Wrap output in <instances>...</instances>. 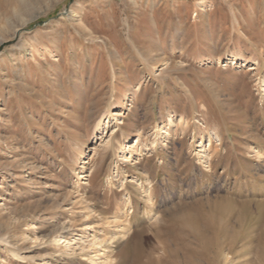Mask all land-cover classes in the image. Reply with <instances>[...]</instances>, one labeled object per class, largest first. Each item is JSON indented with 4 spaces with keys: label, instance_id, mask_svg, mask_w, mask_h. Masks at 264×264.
<instances>
[{
    "label": "rangeland",
    "instance_id": "1",
    "mask_svg": "<svg viewBox=\"0 0 264 264\" xmlns=\"http://www.w3.org/2000/svg\"><path fill=\"white\" fill-rule=\"evenodd\" d=\"M130 263L264 264V0H0V264Z\"/></svg>",
    "mask_w": 264,
    "mask_h": 264
},
{
    "label": "bare ground",
    "instance_id": "2",
    "mask_svg": "<svg viewBox=\"0 0 264 264\" xmlns=\"http://www.w3.org/2000/svg\"><path fill=\"white\" fill-rule=\"evenodd\" d=\"M169 121H170V123H172V120H169ZM102 138H103V137H100V140H101V141H104V139H102ZM102 143H103V142H102ZM203 152L206 153L205 151H203ZM148 185H149V184H148ZM145 192H146V194H147V199L150 201V200H151V195L149 194V191L146 190ZM144 198H145V197H144ZM148 200H147V201H148ZM128 203H129V202H128ZM217 204H219V203H216V206H217ZM220 204H221V203H220ZM216 208H217V207H216ZM216 208H215V209H216ZM213 209H214V208H213ZM213 209H212V210H213ZM221 209H222V208H221ZM221 209H219V210H221ZM216 210H218V209H216ZM213 211H215V210H213ZM213 211H212V212H213ZM188 218H189V217H186L185 220H189V221H191V219H188ZM183 219H184V218H183ZM213 224H214V223H213ZM209 225H210V224L205 225L204 228H205V229H209ZM215 225H216V224H215ZM126 226H127V225H126ZM128 227H129V226H128ZM127 230H128V229L125 230V229L122 228V229L119 231L118 234L121 235L120 238H123V236H126V234H128L129 231H127ZM198 230H199V229H198ZM198 230H197V231H198ZM211 231H212V230H211ZM214 231H215V230H214ZM203 232H204V231H202V234H204L203 236H206L205 233H207V232H205V233H203ZM200 233H201V232H199V234H200ZM208 233H209V232H208ZM212 233L214 234V232H212ZM212 233H210V234H212ZM202 234H201V235H202ZM207 235H208V234H207ZM216 235H217V234H216ZM203 236H202V237H203ZM206 237H207V236H206ZM207 242H208V241H207ZM97 243H98V245L100 244L99 242H97ZM213 244H214V243H213ZM212 246H213V245H212ZM210 251H211V250H210ZM207 252H208V251H207ZM137 259H138V258H137ZM98 260H100V259H98ZM105 260H106V257L104 258V260H101V261H102V262H105ZM204 260H205V259H204ZM101 261H100V262H101ZM106 261H107V260H106ZM130 264H131V263H130Z\"/></svg>",
    "mask_w": 264,
    "mask_h": 264
}]
</instances>
